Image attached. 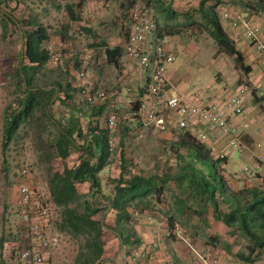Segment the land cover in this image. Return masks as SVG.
Wrapping results in <instances>:
<instances>
[{"label":"rangeland","instance_id":"rangeland-1","mask_svg":"<svg viewBox=\"0 0 264 264\" xmlns=\"http://www.w3.org/2000/svg\"><path fill=\"white\" fill-rule=\"evenodd\" d=\"M201 1H205L206 8L212 7V3L216 0H191L187 1V4L193 7V2L199 5ZM249 1L251 0H247L240 7L244 8L247 13L263 15L246 7ZM75 2L78 1L0 0V257L2 254L8 255L5 252H10L8 260L5 259L7 261L5 264L10 263L9 259L13 260L12 258L22 248L31 246L39 249L38 245L27 236L25 226L20 219L22 206L18 195L21 183L19 171L23 166L30 169L28 183L35 197H41L50 202L52 214L46 223L49 233L52 235L54 232L59 233L57 245L49 251H43L45 264H74L81 240L60 233L55 227L59 210L51 202L46 179L48 171L51 169L61 171L65 166L75 167L79 162L81 152L74 153L70 148L69 156L66 159L54 156L56 148L52 146L55 136L52 126L46 125L45 129L44 127L37 128L31 121L24 123L16 131L8 146L3 147L5 111L9 107L12 111L18 109L17 100L21 97L15 77L19 66L21 41L14 27L2 15L3 13L12 15L20 21L33 18L47 28L50 60L39 70L35 81H37V87H50L48 85L56 83L60 85V90L54 98L55 104L51 109L52 116L56 121L65 122L64 120L72 114L73 111L70 108L74 98L82 106L78 110H92L93 108L97 110L102 107L103 116L100 119V124L107 131L106 138L109 146L108 166L99 174L101 193L104 197H107L112 189L110 179L118 175L121 151L124 152L123 156L128 161L127 163L135 165V168H142L149 172H163L165 169L175 168L171 151L175 150L181 133L180 130L174 129L172 124H167L163 131H159L143 127L142 121H140V116L145 117L148 108L144 107L139 111L137 95L140 88L136 90L133 84L134 80L140 76L141 71L124 55L126 26L123 24L125 18L121 11L124 12L134 5L149 10V18L156 23V31L165 37L164 45L171 46L167 49L175 52L176 60L172 65L181 66L178 76L186 85H193L195 90L207 93H210L212 88L215 91L221 90L220 86L223 84L214 83L209 87V82L214 79L217 73L215 62H212V59H219L227 67L229 65V71L237 76L236 82L241 83L238 86H245V82L242 80L245 74L242 75V69L235 64L233 57L227 56L217 49L208 31L205 30L200 16L195 11L190 13V18L185 14L186 12H175V16L171 18L165 16L160 10L157 0H79V5L90 9L80 12V18L83 17V21L85 20L83 26H80L77 22H69V16L66 13V7L74 5ZM180 2L183 3V0L179 1V4ZM214 8L216 10L217 7ZM217 11L221 12L219 8ZM218 16L223 31L228 36L231 33L232 36L223 17L219 14ZM85 31L89 32L84 33ZM94 42H98V45L103 43L105 47H109L107 53H104L108 55L107 57L103 58L102 52L89 54V45ZM91 61L94 65L91 64ZM125 71H128L127 75H125ZM129 72H135V74L130 75ZM68 83L70 84L68 95L69 97L71 95V100L67 99L64 94V88ZM72 85H77V87L74 88ZM84 88L89 89L92 94L102 91L105 97L101 101H96L93 106H89L79 96L80 90ZM169 93L174 94V91L170 90ZM110 114L116 116V122L112 129L107 128V118ZM82 124L85 130L89 129L86 119L82 120ZM97 125L98 121L94 120L91 127ZM41 143L44 145L50 143L51 155H53L51 159L42 156V150L46 146L44 147ZM81 143L82 141H78V144L81 145ZM237 159V156H234L233 161L227 167L236 166ZM228 168H226L227 171ZM247 177L250 181L240 178V182L244 183L238 190L256 185V179L259 178L257 175ZM237 182L239 179L233 183L235 192L238 191L237 185H235ZM170 186L156 198L155 204L150 203L149 205L153 214L163 216L168 223L170 222L168 219L171 217L162 215L160 211H167L168 207L172 206V197L176 193V188L173 183ZM79 189L82 193H87V189L81 187ZM85 198L88 199L87 196ZM94 203H101L99 208L108 205L104 198H94ZM133 211L134 207L130 208L128 231L134 229L136 214ZM104 215H106V211L98 213L96 218L101 219ZM171 219H173L172 226L176 225L182 231L184 239L193 249L190 252L193 257L192 262L196 259L202 264L196 255L200 254L205 260L217 259L219 264H264V253L253 263H245L237 259L235 255L246 253L247 242L239 235L232 236L219 222L211 221L205 226L200 218H188V214L185 212L177 214ZM113 223L108 219L109 225H114ZM108 237V235H104V243H108ZM175 238L173 237V239ZM213 238L217 240L214 241ZM177 239L178 242H182L180 238ZM134 250L125 248L123 254L130 257ZM138 258L131 261V264H136Z\"/></svg>","mask_w":264,"mask_h":264},{"label":"trees","instance_id":"trees-1","mask_svg":"<svg viewBox=\"0 0 264 264\" xmlns=\"http://www.w3.org/2000/svg\"><path fill=\"white\" fill-rule=\"evenodd\" d=\"M204 4L205 1H201L197 9L185 14L190 18V13L195 11L217 49L233 57L235 64L246 71L242 54L223 31L215 6L205 8ZM247 4L246 7L264 15V0H251ZM157 5L165 16H175L169 6H164L159 0ZM66 13L69 22H77L79 17H75L71 6L66 7ZM2 15L14 27L21 41L15 76L21 97L17 100L18 109L12 111L9 107L5 111L3 147L8 146L24 123L31 121L37 128L52 126L55 135L52 146L56 148L54 156L66 159L70 148L74 153L81 152L75 167L65 166L61 171L51 169L46 179L51 202L59 210L55 227L60 233L81 240L74 264H101L103 237L107 232L120 236L122 245L130 247V236H126L129 233L130 208L134 207L136 215L144 211L151 212L150 203L155 204L156 198L165 188L169 189L172 183L176 188L172 206L167 211H160L162 215L172 218L185 212L188 218H200L205 226L211 221L221 223L232 236L239 235L247 242L246 253L235 255L245 263H253L264 253V180L260 185L243 187L236 192L231 190L220 173L219 160L190 131H179L181 133L175 150L171 151L175 168L163 172L137 169L135 165L127 163L121 151L118 175L110 179L112 189L104 197L99 174L108 166L109 146L107 131L99 126L103 116L102 107L97 110H78L72 106L70 110L74 113L65 122L56 121L51 109L60 85H48V90L47 86L37 87L35 81L39 70L50 60L49 52L43 47L49 38L47 28L33 18L20 21L12 15ZM69 87L68 83L64 94L71 100ZM82 118H87L88 130L84 129ZM94 120L98 121V125L91 127ZM78 141H82L81 145ZM50 143H41L46 146L42 156L48 159L53 156ZM80 187L87 189V193H82ZM94 198H104L108 205L99 208L101 203L95 204ZM102 211H106V215L97 219L96 215ZM171 218L168 219L169 226L173 225ZM108 219L114 225H109ZM133 249L136 250L135 247Z\"/></svg>","mask_w":264,"mask_h":264},{"label":"built area","instance_id":"built-area-1","mask_svg":"<svg viewBox=\"0 0 264 264\" xmlns=\"http://www.w3.org/2000/svg\"><path fill=\"white\" fill-rule=\"evenodd\" d=\"M123 16L126 26L124 55L136 64L147 78L144 99L148 110L143 127L163 131L167 124H172L178 130L190 131L200 143L207 140L209 133H216L224 142L222 150L215 155L219 160L218 168L223 172L224 163L230 158L229 152H241L244 149L242 133L250 123L235 121L244 119L246 86L219 97L221 100H210L205 91L195 89L187 93L170 94L166 68L167 65L175 62L176 56L155 40H148L147 35L157 29L156 23L149 18V10L134 5L125 10ZM222 17L229 22L232 29L243 31L245 38L252 44L258 65L264 73V41L259 35L258 26L239 14L230 16L229 13H223ZM43 47L49 52L50 46H47V42H44ZM79 96L85 104L93 106L96 101L103 100L105 94L102 91L92 94L89 89L84 88L80 90ZM115 122L116 116L110 114L107 118V128L112 129ZM255 147L259 152L255 155L254 162L242 169L247 176L258 175L264 168V143L258 142ZM19 176L21 183L18 195L22 206L20 219L25 226L27 236L38 245L39 249L31 246L22 248L10 264H45L43 251L53 249L57 245L59 236L58 232L50 234L46 224L52 214V208L46 199L35 197L28 183L30 169L27 166L20 169ZM166 236L180 238L193 250L176 225L168 228ZM196 255L202 264H219L215 258L205 260L200 254ZM137 257H139L138 250H134L130 257L122 253L120 264H129Z\"/></svg>","mask_w":264,"mask_h":264},{"label":"crops","instance_id":"crops-1","mask_svg":"<svg viewBox=\"0 0 264 264\" xmlns=\"http://www.w3.org/2000/svg\"><path fill=\"white\" fill-rule=\"evenodd\" d=\"M78 2H75L74 5L71 6L72 10L74 11V15L79 17L77 20V24L80 26H83L84 21L83 17L80 18V12L89 11L90 9H85L83 6L79 5ZM164 6H169L170 9L174 12H189L191 10H195L198 8L197 3L194 4L193 7H190V4H187V1L191 0H183V3L179 1L182 0H159ZM219 1V2H218ZM247 2V0H216L213 5L215 4L216 11L218 8L221 12L217 13L222 16L223 13H229L230 16L239 14L244 18H247L251 22L255 23L258 26L259 34L262 40L264 41V15L260 14H253V13H247L244 8L240 7V5H244ZM79 6V9L77 7ZM182 8V9H181ZM194 8V9H193ZM121 11V10H119ZM121 13H123L121 11ZM82 16V14H81ZM123 18V17H122ZM122 22V20H121ZM125 21L123 22V24ZM228 27V31L232 32V36L230 33L229 38L233 41L235 48L242 54L243 59V66L245 67L246 71L242 69V80L245 82L246 86V92L244 97V119H236L235 122H249L250 125L247 129L243 130L242 133V142L244 145V149L241 152H229V160L226 162L223 168V172H220L223 176L225 182L229 185L231 190L234 188V181L239 179V182L235 183L236 189L238 190L244 182H240V178H245L247 181L248 177L245 175V173L242 172V169L246 165H251L254 162L255 155L258 154V150L256 149L255 145L258 142L264 143V73L260 69L257 59H256V52L252 46V44L245 38L243 31L241 29L233 30L229 24L228 21H225ZM42 24V23H41ZM43 25V24H42ZM44 26V25H43ZM125 26V25H124ZM157 30V29H156ZM149 33L147 35L148 40H155L156 43L161 44L165 48H170L171 46L168 45V47L165 44V41L163 40L165 37H163L158 31ZM89 31H85L84 33H87ZM234 35V37H233ZM98 42H94L91 45H89V54H97L102 52L103 58L107 57L104 53L107 52V49L109 47H105L103 43L97 44ZM97 44V45H96ZM179 47V46H177ZM113 50V49H112ZM170 50V49H169ZM174 50V49H171ZM175 54V52H173ZM176 56V55H175ZM91 58V57H90ZM212 59V58H211ZM215 62L216 67V75L211 82H209V87L216 83L220 86L221 90H210V93L206 94L208 95L209 99H219V97H223L226 95L231 94L234 90L238 89L240 86H238L241 83L236 82L237 76H235L234 73H231L229 71V65L227 67L226 64L221 63L219 59H212V62ZM92 62V61H91ZM94 65V63H91ZM172 64L167 65L166 68V78L167 82L169 84V89L173 90L174 93H187L191 89H194L193 85H186L182 82L181 78L178 76V72L181 68V66H173ZM171 67V68H170ZM141 71V70H140ZM135 74V72H129V74ZM140 76L135 79V83L133 84L134 88L138 90L140 88V91L137 95V101L139 102V111L140 109L146 107V102L144 99V92L145 87L147 84V78L144 75V73L141 71ZM128 74V71H125V75ZM95 76V75H94ZM92 77L93 79L95 77ZM134 76V75H132ZM235 76V77H234ZM144 77V78H143ZM216 79V80H215ZM91 82H93L90 79ZM218 85V86H219ZM74 88L77 87V85H72ZM50 87L48 88V90ZM169 90V92H170ZM75 105V106H74ZM75 109H79L80 103L79 101L75 100L73 101V105ZM142 115V114H141ZM146 116V115H145ZM142 125L144 122V119L146 117H141ZM84 119V118H83ZM87 119V118H86ZM101 121L99 120V126L104 128L102 124H100ZM175 129V127L173 126ZM204 145L206 148L210 151L212 155H216L220 150H222L224 146V142L222 139L219 138V136L216 133H209L207 140L204 142ZM234 156H237V160L235 161L236 166H230L228 168V164L233 161ZM242 164V165H241ZM242 166V167H241ZM241 167V168H240ZM228 168V171L226 170ZM103 171V170H102ZM226 171V173H225ZM256 185H260V183L264 180V168L257 175ZM87 187H89V184H85ZM135 225L133 231H128L129 233L126 236H130V243L129 246L122 245V240L120 236L114 235L113 233H105V235L108 237V243H104V253H103V262L101 264H120V256L124 252L123 249H130V248H136V250L140 251V256L138 258V261H136V264H201L198 260L194 259L192 262L193 257H191V249L189 246L182 242H178V239L173 237L169 238L166 236V231L169 228V223L166 218L163 216H160L159 214L155 215L153 213L148 212H142L135 216ZM104 240V237H103ZM111 243V244H110ZM5 254L8 255H1L0 257V264H5L8 260V257H10V252H5ZM195 258V257H194ZM13 259V258H12ZM11 262L12 260L9 259ZM7 264H10L9 262ZM131 264V262H129Z\"/></svg>","mask_w":264,"mask_h":264}]
</instances>
